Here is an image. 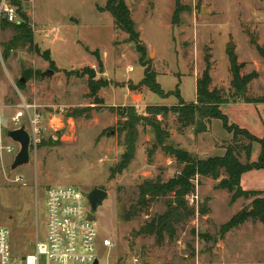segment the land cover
Returning <instances> with one entry per match:
<instances>
[{"label": "rangeland", "instance_id": "rangeland-1", "mask_svg": "<svg viewBox=\"0 0 264 264\" xmlns=\"http://www.w3.org/2000/svg\"><path fill=\"white\" fill-rule=\"evenodd\" d=\"M124 1L140 33L144 56L128 34L118 29L111 14L99 11L107 0H17L20 12L30 19L32 46L12 44L14 30L0 27V225L10 230L13 251L22 256L31 253L36 241L47 235V191L74 187L87 194L93 189L108 193L95 213L97 229L102 240L110 238L118 248L109 250L99 240L102 262L108 258L113 262L120 254L137 253L158 263L264 264V223L250 219L224 235L220 233L222 226L242 210L250 209L254 201L240 198L232 202L227 191L217 189L227 177L225 173L219 180L197 176L192 181L195 188L185 201L195 214L175 225L173 239L166 237L159 244L155 236L140 233L146 223L164 215L171 203L176 206L173 193L147 196L149 204L142 205V187L169 182L184 165L163 151L150 127L140 125L134 158L120 172L127 133L123 128L126 120L118 114L119 108L129 106L122 103H131L122 88L139 85L144 78L142 57L156 71L157 82L165 93L178 89L186 103H194L197 81L208 66L211 90H219L226 97L232 94L228 52H234L244 65L243 75L259 73L248 87V98L264 99V58L257 50V46L264 48V0ZM177 1L181 12L174 23ZM231 42L234 48L230 51ZM46 51L54 64L46 61ZM87 67L110 84L100 90V103L87 97V77H81V73L69 75ZM49 71L52 73L47 75ZM21 79L25 80L24 86L19 85ZM23 100L40 116L38 141L30 147V163L13 171L11 165L19 146L7 137V131L21 127L12 120ZM179 100L174 95L161 98L150 91L143 104L173 106ZM85 108L89 111L79 118L69 116ZM135 108L139 115H148L142 105ZM244 114L232 111L238 120ZM53 118L61 120L59 128L51 127ZM176 118L171 112L157 117L168 132L165 145L180 144L171 137L172 131H178ZM216 122L220 127H216V135L229 138L222 121ZM257 138L263 139L264 135ZM227 144L225 147L240 148L241 161H247L241 149L248 144L246 139H231ZM12 147L15 151L10 153ZM207 151L209 157L223 154L212 148ZM261 154L262 147L256 162ZM242 188L264 192V174L256 170V174L248 175ZM259 197L264 198V193ZM206 209L209 213L202 214Z\"/></svg>", "mask_w": 264, "mask_h": 264}, {"label": "trees", "instance_id": "trees-1", "mask_svg": "<svg viewBox=\"0 0 264 264\" xmlns=\"http://www.w3.org/2000/svg\"><path fill=\"white\" fill-rule=\"evenodd\" d=\"M11 3L18 9V20L16 22H10L7 18H2L0 21V27L10 28L14 30V39L12 44H18L21 46H32L34 42V33L31 28L30 19L27 15L22 14L18 8L17 0H11ZM100 12H108L114 18L115 23L121 31L125 32L129 36V40L135 43L139 53L142 56L145 55V50L140 44V33L137 32L135 23L132 19L130 8L127 6L124 0H107V4L104 8H99ZM181 12L179 2L177 1V9L174 15V23ZM259 55L264 58V48L257 46ZM230 59V71L232 74V94L229 97L224 96L219 90H211L212 78L210 75V66L205 70L203 78L197 81V103L186 104L183 102L180 96V91L165 93L160 84L157 82V73L147 63L144 62V58H141L142 66L145 67L144 78L139 85H130L131 90H139L140 88H147L152 93L157 94L161 98H167L169 96H176L180 99L179 106L165 107V106H151L147 108V116L139 115L135 106L121 107L119 108V116L126 121L123 124L126 136V153L123 157L122 163L119 166L120 172L125 170L135 155V145L139 136L138 127L140 125H146L150 127L156 135L158 143L161 145L163 151L170 157L176 158L177 161L184 165L182 172L174 179L167 183H148L143 188L142 193V205L149 204L146 200L147 196L158 197L167 196L169 193L175 195V204H170L168 211L161 216H158L146 223L141 229L140 233L147 236H155L156 242L161 244L165 241V238L173 239L176 234L175 225L190 218L195 214L194 210L189 208L185 197L192 193L195 185L192 181L197 177L211 178L213 180H219L222 174L227 175L218 184L217 189L225 190L231 195L232 202L240 198H253L251 208L242 210L239 214L234 216L227 224L222 226L221 235L236 229L244 225L250 219L254 221H260L264 223V198L259 197L264 192L260 191H246L242 188L241 180L242 176L251 171L264 170V138L259 139L252 135L249 131L241 129L236 125L229 123L228 117L221 111L220 106L224 104H236V103H250L258 104L264 103V99H250L247 96L248 87L252 81L258 79L259 73L254 71L250 74L243 75L241 73L244 65L238 62V58L234 52H228ZM47 55L46 61L54 62L51 59V54L46 51L44 56ZM99 68L101 73L104 71L103 65L99 60ZM81 77L88 78L89 94L88 98L93 99L96 103L102 102L99 98L100 90L108 88L109 82L105 79L97 78V71L93 68H85L82 71L77 70L75 72H69V75H79ZM24 86L25 84H20ZM89 109L76 110L69 116L73 118H79L84 113H87ZM177 115V121L180 125V131H183L187 127H196V133H202L207 131V125L211 120L217 119L222 121L224 129L233 134V141L239 142L244 139L248 141L247 145H244L241 149L245 151L247 161L243 163L241 161L240 148L235 146L226 147V154L224 156L211 157L206 160H201L186 150L181 149L179 146L174 147L171 144L165 145V139L168 138V132L163 129L162 122L157 117L159 115L167 116L169 113ZM254 144H260L262 147V154L257 162L250 160L252 149ZM147 201V202H146ZM209 211L202 210V214H208ZM128 218L130 219V212H128Z\"/></svg>", "mask_w": 264, "mask_h": 264}, {"label": "built area", "instance_id": "built-area-1", "mask_svg": "<svg viewBox=\"0 0 264 264\" xmlns=\"http://www.w3.org/2000/svg\"><path fill=\"white\" fill-rule=\"evenodd\" d=\"M16 17L17 8L11 0H1L0 21L7 18L10 22H16ZM32 109L23 100L12 122L16 126H26L31 145H34L38 141L40 116L34 109L31 114ZM50 124L51 127L59 128L61 120L53 118ZM8 151L12 153L15 148H9ZM91 213L87 193L74 187L50 188L47 191V235L36 241L31 253L16 255L11 244L10 230L0 225V264H200L198 261L158 263L137 253L120 254L113 262L109 258L102 262L98 255L99 240L109 250L118 247L110 238L102 240L97 223L90 220Z\"/></svg>", "mask_w": 264, "mask_h": 264}, {"label": "crops", "instance_id": "crops-1", "mask_svg": "<svg viewBox=\"0 0 264 264\" xmlns=\"http://www.w3.org/2000/svg\"><path fill=\"white\" fill-rule=\"evenodd\" d=\"M55 63V62H54ZM135 86V84H134ZM126 90L125 93V97L127 99H131V103H126V101L124 103H122V105H129V106H137V105H142L145 108L151 107L147 104H143V99L146 97V94H148L150 91H147L148 89L143 87L140 88L139 90H131L129 86H127L126 88H122ZM147 89V90H146ZM102 90H106L105 88ZM116 90V89H113ZM143 91H147L146 93H143ZM104 95H102V98ZM181 96V95H180ZM197 97V96H196ZM182 99V97H181ZM183 100V99H182ZM183 102H185L183 100ZM180 103V100H179ZM178 105H173V106H165V107H175V106H179ZM186 103V102H185ZM197 103V98L196 101L194 103H186V104H195ZM117 105V104H115ZM113 105V106H115ZM112 106V105H111ZM159 106V105H158ZM221 111L228 117L229 119V123L232 125H236L238 127H240L241 129H245L249 132H252L251 134H253L255 132V136H263L264 135V104H257V105H253V104H244V103H238V104H224L220 106ZM147 111V109H146ZM232 111H238V112H244L245 114L240 118V120H238L237 118L233 117L232 115ZM177 117V115H176ZM177 120V118H176ZM216 120L213 119L211 120L210 124L207 125V131L206 132H202V133H196V127L195 126H190L185 128L183 131H180V125L177 121V132H171V137L177 139V141L181 144H177L179 147H182L184 149H186V146H189L193 149H191L192 151H188L196 156H198V158L201 160H206L210 156V153L207 151L209 149H213V150H219V152H223L222 156H224L226 154V147H225V143H229L231 141V139H233V134L232 133H228L229 138H224L221 137L217 134L216 135V127L219 130V124H216ZM257 129V133H256V129ZM224 129V128H223ZM254 135V134H253ZM215 137L217 139H215ZM260 138V137H259ZM213 143V145H209L210 143ZM217 142H219L220 146L217 145ZM228 145V144H227ZM260 151H261V146L258 144H254V147L252 149V158L251 161L252 162H256V160H254L256 157L258 158V156L260 155ZM214 157H218V156H214ZM254 172V173H253ZM250 172V173H246L242 176V180H241V185L244 187V178L247 177L248 175H254L256 174V170ZM258 172H262L264 174L263 170H259ZM253 173V174H251ZM259 174V173H258ZM249 189V188H248ZM247 188H245L246 191H248Z\"/></svg>", "mask_w": 264, "mask_h": 264}, {"label": "water", "instance_id": "water-1", "mask_svg": "<svg viewBox=\"0 0 264 264\" xmlns=\"http://www.w3.org/2000/svg\"><path fill=\"white\" fill-rule=\"evenodd\" d=\"M201 12L202 13L204 12L203 8ZM233 48H234V44L233 42H231L228 46V49L231 51ZM51 73L52 72L49 71L46 74L49 75ZM19 83L25 84V80L21 79ZM7 137L11 139L14 143L18 144L19 146V151L15 156L13 164L11 165V169L14 171L20 167L28 165L31 160V154H30L31 137L29 132L26 130V126L22 125L20 128L8 130ZM87 198L92 208V213L90 214V220L96 222L97 218L95 213L107 200L108 193L101 189H93L91 192L87 194Z\"/></svg>", "mask_w": 264, "mask_h": 264}]
</instances>
